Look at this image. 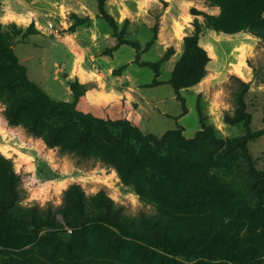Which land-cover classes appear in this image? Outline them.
Wrapping results in <instances>:
<instances>
[{
	"label": "trees",
	"instance_id": "1",
	"mask_svg": "<svg viewBox=\"0 0 264 264\" xmlns=\"http://www.w3.org/2000/svg\"><path fill=\"white\" fill-rule=\"evenodd\" d=\"M95 1L98 17L117 40L114 49L130 45L137 60L139 43L117 31L106 0ZM205 1L219 8L217 15H205L213 30H246L264 42V0ZM35 31L33 23L24 31L13 22L0 23V101L8 125L21 126L62 154L115 169L122 184L153 204L156 213L130 217L104 191L87 197L75 184L64 191L58 209L24 206L20 175L0 152V264H163L169 257L183 264H253L264 253V173L254 167L248 142L264 129L250 128L244 92L233 116L224 117L227 124L242 123L243 135L219 138L214 126L204 123L191 138L181 127L160 136L145 134L136 104L123 95L91 103L87 87L74 79L68 83L72 100L55 101L31 81L11 42ZM170 54L141 63L154 72L150 86L159 84V66ZM209 61L197 35L184 37L182 54L166 80L181 103V116L187 108L180 90L198 84ZM196 111L201 117L198 103ZM242 200L252 203L260 225L230 222L213 210L220 202L237 208Z\"/></svg>",
	"mask_w": 264,
	"mask_h": 264
},
{
	"label": "rangeland",
	"instance_id": "2",
	"mask_svg": "<svg viewBox=\"0 0 264 264\" xmlns=\"http://www.w3.org/2000/svg\"><path fill=\"white\" fill-rule=\"evenodd\" d=\"M105 8L117 22V31H124L125 39L139 43L137 60L130 45L114 49L117 40L109 25L98 17L95 0H0V23L13 22L23 31L33 23L36 31L14 38L11 45L28 78L55 101H71L68 83L77 79L87 87L86 99L91 103L123 95L113 97L117 91L134 93L145 134L160 136L181 127L182 134L191 138L204 123L214 126L217 137L232 138L243 135L245 129L242 123H225L224 117L233 116L237 97L244 92L250 128L264 129V42L259 38L246 30H213L205 15H217L219 8L205 0H106ZM179 25L185 29L182 38L177 32ZM193 34L210 61L198 84L180 90L187 108L181 116V103L166 80L182 54L184 37ZM168 51L169 58L159 66V84L150 86L154 72L141 63L155 62ZM238 68L243 77L235 73ZM112 75L119 78L103 83ZM4 108L0 101V152L12 160L20 175L24 206L58 209L64 191L75 184L87 197L104 191L130 217L156 213L153 204L142 202L132 187L122 184L115 169L48 148L21 126L8 125ZM248 147L254 167L264 173V134L248 142ZM215 174L209 172L208 177L215 178ZM213 210L230 222L261 224L249 200H242L237 208L220 202ZM162 260L163 264H183L171 257ZM218 261L235 264L232 260ZM253 264H264V253Z\"/></svg>",
	"mask_w": 264,
	"mask_h": 264
},
{
	"label": "crops",
	"instance_id": "3",
	"mask_svg": "<svg viewBox=\"0 0 264 264\" xmlns=\"http://www.w3.org/2000/svg\"><path fill=\"white\" fill-rule=\"evenodd\" d=\"M219 10V9H218ZM119 76H111L108 80H103V83H106V82H109V81H112L114 82V80L118 79ZM120 94H123V96L129 101V102H133V103H136V98H135V95L134 93L132 92H128V91H123L122 93H119V91L115 92L113 97H116Z\"/></svg>",
	"mask_w": 264,
	"mask_h": 264
},
{
	"label": "bare ground",
	"instance_id": "4",
	"mask_svg": "<svg viewBox=\"0 0 264 264\" xmlns=\"http://www.w3.org/2000/svg\"><path fill=\"white\" fill-rule=\"evenodd\" d=\"M183 29H184V27H182V26H178L177 27V32H178V36H179V38H182V36L184 35V32H183ZM185 30V29H184ZM238 76H240V77H243V71H242V69L241 68H238L237 70H236V72H235ZM85 75V74H84ZM83 76V75H82ZM80 78V77H79ZM3 155H4V153H2ZM9 154V153H8Z\"/></svg>",
	"mask_w": 264,
	"mask_h": 264
},
{
	"label": "built area",
	"instance_id": "5",
	"mask_svg": "<svg viewBox=\"0 0 264 264\" xmlns=\"http://www.w3.org/2000/svg\"><path fill=\"white\" fill-rule=\"evenodd\" d=\"M69 232H71L69 229H67Z\"/></svg>",
	"mask_w": 264,
	"mask_h": 264
}]
</instances>
